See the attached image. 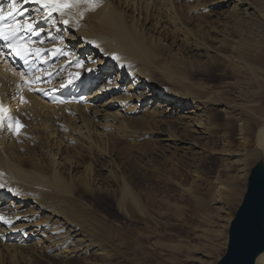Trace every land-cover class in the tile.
<instances>
[{"label":"bare ground","instance_id":"bare-ground-1","mask_svg":"<svg viewBox=\"0 0 264 264\" xmlns=\"http://www.w3.org/2000/svg\"><path fill=\"white\" fill-rule=\"evenodd\" d=\"M23 2L17 0L18 5ZM201 2L212 4L207 0L80 2L58 18L43 21L41 27L38 20L47 14L42 6L23 10L28 16L25 21L45 35V42L38 46L53 49L48 52L59 57L44 73L51 75L50 80L41 86L59 89L79 76L78 92H84L86 104L54 107L43 103L28 95L21 77L0 60L5 108L0 123V264L44 260L68 264L91 257L103 261L110 255L106 249L112 252L121 244L108 224L77 204L75 193L112 198L117 212L125 217L130 209L142 214L137 197L119 185L123 182L105 192L91 181L88 166L83 175L72 174L76 162L63 159L60 152L87 150L108 163V137H128V118L141 121L155 140L183 155L194 145L175 138L167 126L160 129L163 121L173 120L180 129H192L204 140L220 126L227 127L225 131L235 127L240 149L224 156L234 171L232 178H246L242 204L250 183L264 188V0H223L227 19L204 23L206 30L198 38L183 42L199 60H173L170 46L161 42V38L169 40L163 24L172 29L170 35L177 32L174 6L198 22L206 12ZM0 4L7 5V0ZM154 17L163 21L158 24L156 18L150 23ZM60 32L63 36L58 40ZM8 54L0 47L3 60ZM73 59L82 63L68 67ZM210 74L219 78L202 80ZM153 77L170 88L159 87ZM232 88L239 90L235 100L227 94ZM100 169L112 179L110 169ZM253 264H264V250L254 256Z\"/></svg>","mask_w":264,"mask_h":264},{"label":"rangeland","instance_id":"rangeland-1","mask_svg":"<svg viewBox=\"0 0 264 264\" xmlns=\"http://www.w3.org/2000/svg\"><path fill=\"white\" fill-rule=\"evenodd\" d=\"M207 1L212 4L200 3L206 12L200 15L202 18L198 22L182 7L174 6L177 32L170 35L172 29L163 24L169 40L161 38V42L170 46L169 51L175 55L173 60H199L183 42L198 38L206 30L204 23L218 24L227 19L228 8L223 5V0ZM156 18L150 23H155ZM158 18L156 22L163 21L162 17ZM206 45L210 46L209 43ZM212 75L201 78L204 81L219 78L217 74ZM153 79L159 87L170 88L156 77ZM227 94L234 100L240 96L239 90L233 88ZM216 120L222 122L221 117ZM126 123L128 137H108V163L87 150L70 153L62 149L60 152L63 159L76 162L74 170H70L72 174L83 175L84 166H88L91 181L107 193L123 182L119 185L124 184L131 190L142 211L139 215L130 209L129 216L125 217L117 212L114 199L76 192L77 204L88 207L108 224L112 228L109 231L121 244L112 252L106 249L110 255L103 261L92 257L89 261L75 258L68 264H217L227 252L230 225L242 204L246 188L245 177L244 180L232 178L234 171L224 156L240 149L235 127L225 131L227 127L220 126L210 139L204 140L196 137L192 129H180L173 120L163 121L160 129L167 126L175 138L194 145L183 155L155 140L153 132L141 121L128 118ZM51 152L53 154V150ZM256 158L249 160L250 165ZM103 165L111 170L112 179L100 169V166L105 168ZM45 261L48 260L38 264H48Z\"/></svg>","mask_w":264,"mask_h":264},{"label":"water","instance_id":"water-1","mask_svg":"<svg viewBox=\"0 0 264 264\" xmlns=\"http://www.w3.org/2000/svg\"><path fill=\"white\" fill-rule=\"evenodd\" d=\"M264 188L250 183L229 230L225 256L217 264H253L264 250Z\"/></svg>","mask_w":264,"mask_h":264},{"label":"snow or ice","instance_id":"snow-or-ice-1","mask_svg":"<svg viewBox=\"0 0 264 264\" xmlns=\"http://www.w3.org/2000/svg\"><path fill=\"white\" fill-rule=\"evenodd\" d=\"M33 2L40 4L45 9L49 17H51L53 12L63 13L64 9L75 7V5L80 2L94 4V0H33ZM7 8L9 9L7 17H12L13 13L18 11L17 0H9ZM19 14L23 15V12H20ZM7 17L4 13V6L0 5V21L5 20ZM33 31V23L24 21V23L21 24L19 21L13 19V22L10 25L0 24V39L4 40L6 42V46L13 49L17 55H21L22 53H26L28 50L25 47L23 38L18 34L21 32L31 33Z\"/></svg>","mask_w":264,"mask_h":264}]
</instances>
